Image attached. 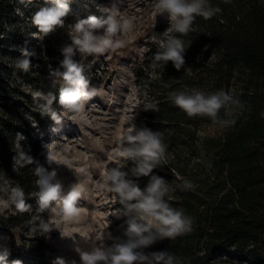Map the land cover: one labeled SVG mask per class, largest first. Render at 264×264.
<instances>
[{
    "label": "trees",
    "instance_id": "trees-1",
    "mask_svg": "<svg viewBox=\"0 0 264 264\" xmlns=\"http://www.w3.org/2000/svg\"><path fill=\"white\" fill-rule=\"evenodd\" d=\"M211 2L223 11L208 21L197 18L194 30L182 37L190 45L185 69L176 71L171 62L153 68L151 61H141L135 68L139 85L148 83L149 96L160 108L145 112L142 107L136 125L162 131L175 157L155 169V174L173 186L185 178L197 185L195 191L177 189L171 201L195 218L194 231L174 241L157 242L146 251H169L186 258L188 264H264V0ZM17 4V0H0V55L5 51L19 57L26 41V31L21 32L18 24ZM47 41L44 38L39 46ZM156 51L153 47L152 52ZM12 64H2L0 74V176L19 183L29 194L36 179L35 165L20 169L19 174L12 171L17 155L14 142L17 133L22 134L23 151L45 167L40 139L24 118L35 116L42 123L49 117L32 109L38 102L10 81L25 76L46 94L47 83ZM164 83L169 87H163ZM235 84L234 94L246 110L234 127L220 135L201 136L200 126L211 122L189 119L168 99V93L178 89L214 92L223 88L233 93ZM52 92L58 96L59 89ZM139 184L146 186L147 178ZM48 250L45 240L37 238L26 252L12 249L9 264L17 259L22 264H47Z\"/></svg>",
    "mask_w": 264,
    "mask_h": 264
},
{
    "label": "clouds",
    "instance_id": "clouds-1",
    "mask_svg": "<svg viewBox=\"0 0 264 264\" xmlns=\"http://www.w3.org/2000/svg\"><path fill=\"white\" fill-rule=\"evenodd\" d=\"M17 3L26 10L36 9L32 12L30 22L37 29L39 38L49 37L59 29H69L71 43L61 47L63 59L59 67L49 73L56 80L62 81L63 86L58 96L53 92L45 94L40 90L31 91L33 100L38 102L37 110L42 116L50 117L58 126L62 125L65 114H72L76 122L87 123L85 106L100 93L91 86L81 60L90 56L99 57L126 46L123 37L136 29V22L134 17L120 11L125 0H111L110 6L97 5V11L101 13L99 17H77L70 25L66 24L71 11L70 0H43V3L37 0H17ZM223 3L231 4L233 0H223ZM154 7L168 20L170 31L179 35H170L168 30L163 33L152 31L149 39L157 45L152 66L165 67L171 62L176 71L185 69V55L190 45H186L182 37L194 30L197 18L208 21L223 10L213 5L211 0H155ZM16 11L23 16L19 8ZM28 44L26 40L24 46L19 48L20 56L12 64V67L24 74L40 67L39 64H33V59L38 58L37 52L29 48ZM77 56L81 59L77 60ZM163 87L168 88L169 85L164 83ZM136 91L143 97V111H160L159 102L149 96L147 82L137 85ZM168 99L189 119H207L220 130L234 127L246 110V104L239 96L223 88L214 92L197 88L178 89L170 91ZM55 103H58L62 111L58 112L53 107ZM135 116L129 119L128 126L118 138L119 147L108 156L112 166L109 167L107 163L95 165L101 170L100 190H107L118 198L120 208L111 215L117 219L125 218L120 225V235H113L108 229L98 232L90 224L65 232L52 223V217L62 218L65 223L80 224L87 221L82 209L78 207V201L81 198L88 199L89 190L80 182L73 183L65 190L55 168L49 170L23 151L20 141L25 137L20 133H17L14 142L17 155L13 158V171L19 174L20 169L35 165L36 191L26 194L19 183L13 186L6 176H0V216L9 210L13 211V215H32L33 205L28 201L30 197L34 198L37 207L32 215L29 238L36 235L48 237L53 230H58L62 239L72 241L79 256V264H188L186 258L169 251H146L157 242L166 239L174 241L194 231L195 218L186 214L183 208L175 207L171 201L177 189L181 192L195 191L197 185L185 178L173 186L164 177L155 174V169L167 166L175 157L169 151L164 133L146 126L138 127L134 122ZM26 118L33 127H37V122L30 115ZM59 131V127L51 129L53 134ZM43 147L47 149L46 160L49 166L65 163L66 158L50 150L49 144ZM207 167H212L211 162ZM141 178H147L143 188L139 184ZM45 212L48 213L47 220L42 216ZM111 223L109 220L108 225ZM107 240L112 241L110 246L106 245ZM24 247L30 245L25 244ZM11 251L10 237L0 234V264H9ZM11 264L22 262L17 259ZM52 264L69 262L57 257ZM70 264H77V261L72 260Z\"/></svg>",
    "mask_w": 264,
    "mask_h": 264
},
{
    "label": "rangeland",
    "instance_id": "rangeland-1",
    "mask_svg": "<svg viewBox=\"0 0 264 264\" xmlns=\"http://www.w3.org/2000/svg\"><path fill=\"white\" fill-rule=\"evenodd\" d=\"M37 2L43 3V0H37ZM154 2L155 0H125L120 11L124 15L134 17L136 22V29L123 37L126 46L99 57L90 56L81 60L91 86L97 88L100 93L88 101L85 106L87 123L76 122L72 114H65L62 125L59 126L55 125L50 117L43 120L42 123H38L37 117L31 116L37 122V127H33L31 121L26 118L27 116L24 118L31 127L34 137H39L45 158L47 149L43 147L44 144H49L50 150L66 158L63 165L53 163L49 166L47 160L45 164L49 170L56 169L65 190H68L76 182L82 183L89 190V198H81L78 201V207L82 209L87 221L77 224L65 223L59 217L51 218L52 223L65 232L90 224L98 232L108 229L113 235L121 234L120 225L124 223L125 218L117 219L111 215L112 212L120 208L118 199L115 194L107 190H100L101 170L95 165L107 163L111 167L112 164L108 161V156L114 154L119 147L118 138L128 126L129 119L136 113L134 122L137 123V118L142 110L143 98L136 91L139 81L135 68L141 61H152L155 53L152 52V49L157 47L149 39L152 31L163 33L168 30L169 34L173 35L168 20L158 13ZM110 3L111 0H70L71 11L66 24L74 23L77 17H99L101 13L97 11V5L110 6ZM18 8L24 13L23 16L17 13L21 20L18 23L21 32L26 31L29 48H33L37 52L38 58H34L32 62L40 65L38 69L34 68L30 73L45 80L48 92H52L53 88L60 89L63 86L62 81L56 80L49 73L52 69L58 68L63 59L60 53L61 47L71 43L68 35L69 29L66 27L57 30L54 34L46 37L48 41L44 45L39 46L43 39L39 38L37 29L30 22L32 12L36 9L26 10L22 5L17 4ZM7 31L10 30L7 29ZM16 58L14 54L5 51L0 55L1 75L3 74L1 65L13 63ZM76 59L80 60L81 58L77 56ZM10 85L17 87L24 95L31 96V91L40 90L36 81L28 80L25 76L20 75L11 80ZM235 87L238 85H234L233 93ZM54 105L58 112L62 111L58 103ZM32 109L37 110V107L33 106ZM54 127H59L60 131L53 134L51 129ZM223 131L212 124H203L200 126L199 134L201 136L220 135ZM41 134L43 135L41 136ZM11 168L13 171V163ZM9 180L15 186L16 182L12 179ZM34 182H31L30 193L36 191ZM28 202L33 205L32 215H34L37 207L35 199L30 197ZM32 215H13V211L9 210L4 216H0V234L10 237L11 249L26 252L29 247L25 248V244L30 245L35 239L43 238L49 246L47 264H52V261L57 257L64 258L69 264L72 260H76L79 264V256L74 250L72 241L67 238L62 239L58 230H53L48 237L36 235L29 238ZM42 216L45 220L48 219L47 212ZM109 220L112 221L110 225H108ZM15 242L21 246L17 247ZM105 243L110 246L112 241L107 240Z\"/></svg>",
    "mask_w": 264,
    "mask_h": 264
}]
</instances>
